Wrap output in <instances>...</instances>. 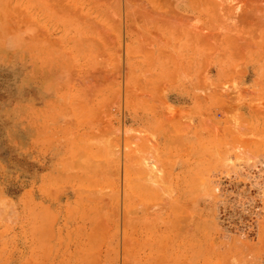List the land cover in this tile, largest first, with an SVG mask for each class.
<instances>
[{
  "label": "rangeland",
  "instance_id": "374dc122",
  "mask_svg": "<svg viewBox=\"0 0 264 264\" xmlns=\"http://www.w3.org/2000/svg\"><path fill=\"white\" fill-rule=\"evenodd\" d=\"M238 1L0 0V264H264V0Z\"/></svg>",
  "mask_w": 264,
  "mask_h": 264
},
{
  "label": "bare ground",
  "instance_id": "6f19581e",
  "mask_svg": "<svg viewBox=\"0 0 264 264\" xmlns=\"http://www.w3.org/2000/svg\"><path fill=\"white\" fill-rule=\"evenodd\" d=\"M225 1L227 2V0H225ZM233 2H234V1H233ZM238 2H240V0H239ZM223 3H224V2H223ZM228 3H229V2H228ZM237 4H238V3H237ZM233 6H234V5H233ZM240 6H241V5H240ZM241 7H242V6H241ZM243 7L245 8V6H243ZM243 7H242V9H243ZM251 7H252V6H251ZM233 9H234V7H233ZM238 9H239V6H238V8H237L236 11H238ZM255 10H257V9H255ZM255 10H254V12H255ZM236 11H235V12H236ZM242 11H243V10H242ZM243 12L245 13L246 11L244 10ZM243 12H242V13L239 12V15H240V14H244ZM252 12H253V11H252ZM258 12H259V11H258ZM246 13H247V12H246ZM259 13H260V12H259ZM237 14H238V13H237ZM255 14H256V13H255ZM256 15H257V14H256ZM233 16H234V15H233ZM233 16H232V17H233ZM236 16H237V15H236ZM245 16H246V15H245ZM253 16H254V15H253ZM253 16H252V17H253ZM258 16H259V15H258ZM226 17H227V16H226ZM236 18H237V17H236ZM260 18H261V17H260ZM260 18H258V19H260ZM240 19H241V18H240ZM240 19H239V20H240ZM242 19H243V17H242ZM251 19H252V18H251ZM198 98H199V97H198ZM198 98H197V99H198ZM199 99H200V101H202V100H201V97H200ZM204 99H205V98H204ZM150 140H151V139H150ZM136 141H137V139H136ZM151 141H152V140H151ZM133 142H134V140H133ZM147 142H148V141H147ZM153 144H154V143H153ZM142 147H143V146H142ZM133 148H134V147H133ZM144 148H145V147H144ZM213 151H214V150H213ZM223 151H224V150H223ZM128 152H129V151H128ZM136 152L138 153L139 151L135 150V154H136ZM153 152H154V150H153ZM223 153H224V152H223ZM129 154H131V152H129ZM135 156H137V154H136ZM141 157H142V156H141ZM137 158H138V156H137ZM133 159H134V158H133ZM134 160H135V159H134ZM137 160H138V159H137ZM142 160H144V158H143ZM132 161H133V160H132ZM144 161H145V160H144ZM144 161H143V162H144ZM147 161H148V160H147ZM138 162H139V161H138ZM132 163H133V162H132ZM145 164H146V163L144 162L143 166H144ZM152 164H153V163H151L150 167L152 166ZM258 164H259V163H258ZM133 165H135V163H134ZM153 165H154V164H153ZM141 166H142V165H141ZM146 167L148 168V166H146ZM152 167H153V166H152ZM152 167H151L152 170H153L154 167L156 168V166H154L153 168H152ZM160 167H161V166H160ZM140 168H141V167H140ZM140 168H139V170H138V169H137V170H138V171H141ZM158 168H159V167H158ZM142 169H143V168H142ZM149 169H150V168H149ZM160 169H161V168H160ZM144 170H145V168H144ZM146 170H147V174H148V171H149V170H148V169H146ZM132 171H133V170H132ZM143 172H144V171H143ZM160 172H162V170H161ZM138 173H139V172H138ZM230 173H232V172H230ZM145 174H146V173H145ZM162 174H163V173H162ZM258 174H259V173H258ZM130 176H131V175H130ZM156 177H157V176H156ZM141 178H142V177H141ZM163 178H164V176H163ZM139 179H140V178H138V180H139ZM147 179H148V178H147ZM135 180H136V179H135ZM142 180H143V179H142ZM139 181H141V180H139ZM146 181H147V180H146ZM149 181H150V180H148V182H149ZM162 181H163V180H162ZM161 183H162V182H161ZM153 184H154V183H152V185H153ZM260 184H261V183H260ZM153 186H154V185H153ZM157 186H159V185H157ZM166 186H167V185H166ZM166 186H164V187H166ZM154 188H156V186L153 187V189H154ZM158 188H159V187H158ZM158 188H157V190H158ZM160 189H161V188H160ZM166 190H167V187H166ZM166 190L164 191L165 193H166ZM253 190H254V189H253ZM158 191H159V190H158ZM200 191H201V190H200ZM254 191H255V190H254ZM261 191H262L261 195L264 196V190H261ZM159 194H160V193H159ZM197 194H198V191H197ZM197 194H196V195H197ZM160 195H161V194H160ZM158 196H159V195H158ZM258 197H259V196H258ZM260 198H261V197H260ZM262 198H264V197H262ZM133 199H134V198H133ZM136 199L138 200V198H136ZM261 200L264 201V199H261ZM136 202H137V201H136ZM142 202H143V201H142ZM260 202H261V201H260ZM133 203H134V202H133ZM161 203H163V202H161ZM163 204L166 205L165 202H164ZM135 205H139V204H135ZM140 205L142 206L143 204H140ZM140 205H139V206H140ZM147 205H148V204H147ZM156 205H157V202H156ZM260 205H261V204H260ZM160 206H161V205H160ZM262 206H264V205H262ZM262 206H261V207H262ZM133 207H134V206H133ZM143 207H144V205H143ZM143 207H141V208H143ZM155 207H156V206H155ZM163 208H164V207H163ZM259 208H260V207H259ZM262 208H264V207H262ZM138 209H139V208H138ZM143 209H144V208H143ZM143 209H142V210H143ZM260 209H261V208H260ZM140 210H141V209H140ZM163 210H164V209H163ZM186 210H187V208H186ZM148 211H149V210H147V213H148ZM153 211H154V210H153ZM156 211H157V210H156ZM160 211H161V210H160ZM158 212H159V210H158ZM187 212H189V211H187ZM261 212H262V210H261ZM143 213H144V212H143ZM152 213H153V212H152ZM149 214H150V213H149ZM141 215H142V214H141ZM185 215H187V214H185ZM189 215H190V214H189ZM129 216L131 217V215H129ZM142 216H143V215H142ZM182 217H183V216H182ZM183 218H184V217H183ZM185 218H187V217H185ZM131 219L133 220L134 218L132 217ZM188 219H189V217H188ZM227 219H228V218H227ZM260 220H261V219H260ZM262 221H264V220H261V223H264V222H262ZM133 224H134V223H133ZM241 224H242V223H241ZM252 224H253V223H252ZM238 225H239V224H238ZM238 225H237V226H238ZM262 225H264V224H262ZM262 225H261V228H262L261 231L264 232V226H262ZM236 228H237V227H236ZM216 231H217V230H216ZM262 235H264V233L261 234V237H262ZM189 241H190V240H189ZM241 241H242V240H241ZM261 241H262V240H261ZM226 242H228V241H226ZM130 243H131V242H130ZM210 243H211V242H210ZM246 243H247V242L245 241V244H246ZM262 243H264V242H262ZM134 244H135V243H134ZM242 245H243V244H242ZM246 245H248V244H246ZM185 246H186V245H185ZM210 246H211V245H210ZM247 247H248V246H247ZM249 247H250V246H249ZM249 247H248V249H249ZM236 249H237V248H236ZM244 251H245V249H244ZM245 252H246V251H245Z\"/></svg>",
  "mask_w": 264,
  "mask_h": 264
}]
</instances>
